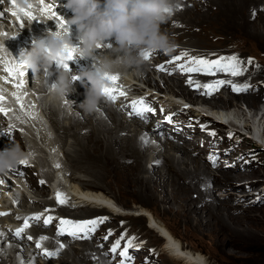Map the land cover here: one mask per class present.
<instances>
[{"label": "bare ground", "instance_id": "6f19581e", "mask_svg": "<svg viewBox=\"0 0 264 264\" xmlns=\"http://www.w3.org/2000/svg\"><path fill=\"white\" fill-rule=\"evenodd\" d=\"M171 1L179 3L181 0ZM248 1L250 0H223L221 2L220 0H208V5L214 6L216 5L214 3L217 2L219 5L226 6L227 9L211 13L210 16L214 17L207 19L213 22L221 21L220 23H223L224 26L230 25L229 23L233 24L236 20L235 14L243 11ZM8 2L10 5L4 4L3 9H0L2 12L0 22L5 24L0 30V92L9 93L13 90L22 94L19 101L26 105V116L16 115L12 123H20L25 117L28 118V123H34L36 129L33 128L32 133L27 134V145L30 146L34 155L39 156L37 161L39 168L34 171L41 178L47 180L48 184L41 183L38 175H33V172L28 171L29 167L11 170L0 164V180L10 185L9 187L4 184L7 188H3L4 186L0 184V197L4 199V202H9L13 208L16 206L26 210L29 204L25 203L30 199L37 201L38 206L36 205V207L38 208L42 205L41 202L46 203L47 200H51L50 198L58 194L66 200L65 205L61 208L79 210L80 206L88 204L89 207L101 211L107 210L104 212L105 214L118 213L115 210H120L121 212L115 215L121 216L127 211L124 207L122 208V205H128V203L121 201L120 204L117 200L119 201V197L126 198L128 196L135 206L141 205L134 214L140 217H131V220L136 219L143 222V218H145L148 220V228L157 234L159 241L163 240L159 249L163 253L159 257L162 264H211L209 257L202 251H194L195 248L186 242L183 234L177 233L159 218L160 214L169 212L178 216L192 233L196 235L208 234L213 237L215 245L220 246L224 242L222 235L225 232H232L234 228H241L245 225L244 220L247 219L244 216H237L240 218L239 220L242 219L237 222L238 219L229 214L230 211L237 208L230 203L234 202L233 193L223 190L222 196L219 193L220 190L217 191L222 187L215 189L214 185L223 182L224 184L226 182L233 183V181L234 183L256 181L264 175L261 173V169L257 171L242 169L230 170V172L220 171L221 175L217 176L208 170L211 169L210 166H207L203 160V162L200 161L199 157H190V155H196L190 149L188 150L186 145L176 142L174 138H169L168 133H164L161 129L148 125L146 122L129 121L122 111H117L118 108H111L100 101L101 104H99L96 96L83 90L84 87H78L76 82L69 84L68 74L66 75L63 69L61 73H55L50 69L34 46L29 44V33L33 37L41 36V39L47 40L53 36L59 45L61 43L69 44L77 52L78 59L86 65L93 63L110 65L112 60L117 63L115 67L118 69L115 71L118 73L130 68L131 71L127 73L125 84L135 81V86L142 92L154 93L166 90V92L175 94L176 97L181 96L186 101H195L193 94L181 89L176 81L167 80L162 76V73L159 75L154 70L138 64L133 53L132 59L125 52L126 48L119 33L120 29L114 28L117 25L111 29L106 28L94 10L89 13L80 12V9L86 5L85 3L76 0L72 2L66 0H8ZM195 11L190 10V12ZM12 12H15L16 16L13 22H10L7 20V16ZM202 15L204 14L198 13V16H194V13H185L181 15V18L189 16L194 20H179L184 24L192 25L195 24L196 18L204 20ZM143 19H147V21L144 23L138 21L139 28L149 27L152 33L158 30L162 35L167 33V29L165 30L163 27V23H167V21H156L149 15L141 17L139 20L143 21ZM213 22L209 23L213 24ZM182 31L184 32L185 29ZM173 33L175 32L173 31ZM198 36L201 38L200 35ZM123 41L125 40L123 39ZM133 70H137L138 73ZM152 72L154 76H160L163 79L166 85L165 89H162V85H158L159 83L153 82ZM216 81L221 83L218 78L214 79L213 83ZM176 87H180V89L176 91ZM223 95L224 92L220 100L214 103L206 100L199 101L198 103L201 104H198L196 114L201 116L218 115L222 120L219 122L223 126L239 125L250 131L249 135L252 133L260 135L259 137H262L260 140L264 144V102L260 101L259 106L262 108H259V111L254 114L251 110L255 111L256 98L248 97L243 100L247 103L249 110L247 112L243 104H240L236 99L237 96L231 94L228 96L233 100L236 99L232 107L229 99L226 100ZM13 98L12 94H6L2 98V100H6L5 106L2 108L10 109L11 105H16V103H11ZM94 103L98 106L97 110L92 106ZM64 119L68 123L62 124L61 121ZM19 128L22 131L25 129L21 126ZM51 129L61 135L60 139L55 142L56 145L51 144L53 141L50 133H55L51 132ZM57 133L54 136H57ZM176 136L178 137V135ZM22 137L23 134L20 130L15 129L9 133L6 130L2 141L23 145ZM66 137L67 139H65ZM64 142L68 145V149L65 151L62 145ZM146 147H152L153 150H147ZM65 160L71 169L64 171L62 165H65ZM149 161L151 166L147 165ZM72 168L90 175L93 179L90 181L88 179L81 180L72 174L70 171ZM184 179L191 180L188 186L183 183ZM55 181L59 183L56 190ZM77 181H81L82 184H77ZM103 181H106L107 185L105 186L107 187L103 186ZM254 181L244 187L248 190L257 183ZM211 184L213 187H209L207 190L204 188V192L198 189L200 185L209 186ZM238 186L239 184L236 185L237 188ZM261 191L264 189L257 193ZM192 193L201 195L199 202L192 200ZM250 194L251 192L248 193V195ZM240 195L236 202L243 199V197H239ZM207 198L212 201L205 203ZM229 198L232 200L230 201ZM175 206L179 207L176 209ZM104 213L76 216L75 218L85 219L104 215ZM225 215L230 221L225 218ZM257 219L258 217H256ZM86 222L90 223L91 221ZM36 229L45 233L42 227L36 226ZM10 242L11 239H7L4 231L0 229V264H37L36 260L32 261V255L27 251L28 246L24 247L22 244ZM108 242L110 240L107 239L104 242V247H108ZM9 244L12 245L7 248ZM80 247H82L80 250L76 247H70L67 250L69 254L78 252L84 254V252L90 251L85 255V258L80 259L81 263L75 264H105L107 262L106 259H102V261L86 260L94 256L91 251H100L92 243L86 242ZM138 251L143 250L138 249ZM68 253H64V255L67 256ZM18 254L23 258H28H24L25 263L19 261ZM74 260V262L79 261L76 258Z\"/></svg>", "mask_w": 264, "mask_h": 264}, {"label": "rangeland", "instance_id": "374dc122", "mask_svg": "<svg viewBox=\"0 0 264 264\" xmlns=\"http://www.w3.org/2000/svg\"><path fill=\"white\" fill-rule=\"evenodd\" d=\"M221 1H223V0H220V2ZM263 1L264 0H250V1H248V3L246 4V7L243 8V11H240L238 14H235L236 20L234 19L235 20L234 23L233 24L229 23L230 25L224 26L223 23L222 24L220 23L221 21L213 22L211 20L209 21L207 18L208 17H210L209 19L213 18L214 16H210L211 13H214V12L217 13L218 11L220 12V11L226 10L227 7L219 5V3H217V2L214 3L216 5L211 6V4L208 5V0H205L201 6H196V8H190L193 11L198 10L201 12H198V11L190 12V10L188 9V10H184V11L180 12L181 14L176 16V18L178 20L183 19L182 21H184V20L185 21H188V20L192 21V20H194L193 17L190 18L188 16L186 18H184V17L181 18V15H183L185 13H188V14L194 13V16H198V13H200V14H204V15H202V16H204V18H202L204 20H199V18H196L197 22L195 21V24H192V25H187L186 23L184 24L182 21L179 20V22L174 26V27H176L177 30L170 29V27H167V25L169 24V22L167 21L168 24L165 22L163 23V27L165 30L167 29V33L162 35L157 30V31L151 33L150 37H152L154 35L152 37V39L157 41V40L166 39L167 37L169 40L170 39L174 40L178 36H181L179 40H180V43L182 46L188 47V48H193L199 52H215L219 48H225L228 51V53H235V51H239V52H241L243 57L257 56V57L263 58V61H264V11L260 10V7H261ZM203 5H204V7H203ZM208 13H210V14H208ZM218 14H220V13H218ZM138 21L144 23L147 21V19H143V21H141V20H138ZM209 22H213V24H211ZM180 23L182 26L180 25ZM139 25L140 24L138 22V24L133 25L132 28L134 26L139 27ZM169 26H170V24H169ZM191 28H193V29L191 30ZM116 29L119 30V28H117V27H116ZM120 29L123 30L122 28H120ZM183 29H185L184 32L182 31ZM194 30H196V31H194ZM173 31L175 33H173ZM137 35L140 36L141 33L138 32ZM198 35H200L201 38ZM188 44H190V45L188 46ZM125 52L127 54H129L132 58L133 54L131 52L127 51V49L125 50ZM146 68H148V67H146ZM136 71L137 70H133V72L138 73V71L137 72ZM153 74L154 73L152 72L151 75H152L153 82H155V84L159 83L158 85H160V86L162 85L161 86L162 89H165L166 85H165V82L163 81V79H161L160 76L157 77V76H154ZM163 75H165V74H163ZM165 76H167V75H165ZM235 79L240 80V78L238 76H235ZM173 80L177 82V85H180L181 89H184L183 85H181L178 82V79H173ZM180 87H176L175 88L176 91H178L180 89ZM184 90H186V89H184ZM163 91H165V90H163ZM228 96H229V94L227 92H224L223 97H226V100L229 99V103H230V105H232V107L234 106V103L236 102L235 100L237 99L240 104H243L245 110L247 112L249 111L247 108V103L243 102V100L247 99L248 97L253 98V96H243L242 97V96L236 95L237 97L235 96L236 99H234V100ZM254 98H256V101H255L256 107L254 106L255 111L251 110V112L256 114L259 111V108H262L261 106H259L260 101H262V97H256L255 96ZM218 100H220V97L217 98V100H215V101L213 100L210 102L214 103V102H217ZM252 101L254 102V100H252ZM199 104H201V103H199ZM95 105H96V103H94L93 106H95ZM208 107H209V105L207 106V109H208ZM111 108H115V107H111ZM115 109H117V108H115ZM118 110L119 109H117V111ZM121 111L119 110L118 112H121ZM128 120L130 121L132 119H128ZM138 121L139 122L142 121L145 123L146 119L145 120L140 119ZM61 123L66 124L68 122L66 119H64L61 121ZM52 132L57 133V131H54V130ZM55 133H52L53 136L51 137V140L53 141L51 144H54V145H56L55 142L58 141L60 139V136H61L59 133L56 134L57 136H54ZM168 136L170 138L169 134H168ZM164 137H166V136H164ZM186 137H187V135H186ZM65 139H67V137ZM184 142L187 145L186 147L188 148V150L191 149L192 142L188 141L186 138H185ZM250 143H251V141H250ZM62 145H63L64 151L66 149H68L67 148L68 145L65 142ZM146 148H147V150H153L152 147H146ZM190 157H199L200 161H202V160L204 161L205 156L203 154L200 156H193V155L191 156L190 155ZM63 162H64V160H63ZM64 164L65 165H64L63 170L64 171L68 170L70 168V165L66 163V160H65ZM147 165L151 166L150 161ZM239 169H242L244 171H249V170H256L257 171L258 169H261V171H262L261 173L264 174V165L259 166L257 168L250 167V166H248V167L243 166V167H239L238 169H235L234 171H238ZM208 170L217 176L221 175L222 172H220V171H227V170H219V171L215 170L214 171V169H212V168L208 169ZM28 171H30V173L33 172V175L37 174L33 168L28 169ZM70 171L72 172L73 175L78 176L81 180H84V179L87 180L88 179L90 181V179H93L90 175L78 172L73 168ZM227 172H230V170ZM182 181L187 186L191 182L190 179L189 180L184 179ZM252 181H254V180H250L247 182L238 181L235 183L233 181V183L226 182L225 184L223 182V183H218V184L214 185L215 189L222 187V188H219L217 190V191L220 190L219 193L223 192V190H227V191L233 193L232 198L234 199V202H230V203L232 206L237 207V208L230 211L229 214H231L233 217L237 218L238 219V220L236 219L237 222L242 221V219L239 220L240 219V218H238L239 216H244L247 219V220H244L245 225L241 226L242 229L241 228H239V229L234 228V230H233L234 232L233 231L232 232H225L222 235L224 242H223V244H220V246L215 245L213 237H211L208 234L196 235V234L192 233L182 223L181 219H179L178 216H175L172 213L164 212V213L160 214L159 218L161 220H164L177 233L183 234L184 238H186V242L192 244L193 247L195 248L194 251H197V250L202 251L207 257H209V261L211 262V264H264V204L250 205L249 202L253 198L248 197L249 196L248 193H250L252 190H254V188H258L264 184V175L262 177H260V179H257L256 181H254L257 183L253 187H250L247 190V188L244 187V185H247ZM76 183L82 184L81 181H77ZM0 184L4 186L3 188H7V187H5V185H9V183L8 184H6L5 182L3 183V181H1V180H0ZM46 184H48V183H46ZM102 184L104 187H107V186H105V185H107L106 181H103ZM238 184H239V186L237 188L236 185H238ZM9 187H10V185H9ZM21 187H23V186H21ZM209 187H213L212 184L209 186H201L200 185V186H198V189L204 192L205 191L204 188L207 190V188H209ZM22 189H24V188H22ZM1 194H3V193L1 192ZM221 194L223 196V193H221ZM243 194H245V195H243ZM238 195H240L239 197H243V199L238 200V202H236L238 199ZM111 196H113V195L111 194ZM191 197H192V200L199 202L201 195L198 193H192ZM0 200H2L1 202L7 206L6 209L13 208V206H11L9 204V202L8 203L4 202V199L2 197H0ZM229 200L231 201L232 199L229 198ZM121 201L128 203V205L127 204L122 205V208L124 207L127 211H125V214H123L121 216H117L115 214L110 213V217H109L108 221L110 222V224H112L114 226L120 225L121 221H131L130 225L132 226V231H136V232H140L141 234H144V237L149 239V243L146 246L150 245V246L155 247L157 255L153 256L154 264H162L161 263L162 261L160 260L159 257L163 253H161L159 251V249L161 248V246L163 244V240L159 241L158 237L156 236L157 234L154 233L150 228H148V220H146L145 218H143V222H140L139 220L137 221L136 219L131 220V217L138 218L140 216L134 215L133 213L128 212V211H136L137 209H140L141 205L135 206L134 205L135 203L128 196L126 198L124 196L119 197V201L117 200V202H120V204H121ZM211 201H212V199L207 198L205 203L211 202ZM1 202H0V205H1ZM202 202L204 204V201H202ZM41 203H44V202H41ZM25 204H29L28 206L31 208H34V207L37 208L36 205L38 206L37 201L32 200V199H30L29 202H27ZM43 205H46V203H44ZM43 205L39 206V208H43ZM178 207L179 206H175L176 209ZM202 207H203V205H202ZM85 209H87V210H85ZM85 209L84 210H82V209L68 210V209H64V208H58V212L61 213L62 215L67 214L68 216L75 218L76 216L92 215V214H97V213H104L105 211H107V210L101 211V210H97V209H88V208H85ZM99 216H102V215H99ZM93 217H97V216H93ZM93 217H87V218H93ZM227 217L228 216L225 215V218H227ZM256 217H258L257 220H256ZM227 220L230 221L229 218H227ZM37 226H39V225H37ZM225 226H227V225H225ZM39 227L41 228V226H39ZM42 230H44V232L47 233L50 230V227H47V228L42 227ZM39 232H41V230ZM87 242L92 243L94 245V247L100 251L99 252L91 251V253L94 256H91L89 259H86V260H88V261H99V260L102 261V259H104L103 252H105L107 250L106 247L105 248L103 247L101 249L98 248L96 245V244H98V242H96L94 240V238H91V240L87 241ZM10 245H12V244H9V246ZM74 247L79 248L78 250L82 249V247H80V246H74ZM68 252L69 251H66L65 253H68ZM89 252L90 251H86V252H84V254H83V252L82 253L78 252L77 254L76 253H71V254L68 253L67 256L65 254L63 256V259H62L63 261L61 260V263H65V264L81 263L82 260H80V259L85 258V255L88 254ZM136 252L137 253L135 254V256L137 257L138 255L144 256L143 254L146 251L144 249L142 251L143 253L141 251H136ZM158 252H160V254ZM18 255H19L18 256L19 261L22 263H25V261H23V260H24V258H27V257L23 258L22 256H20V254H18ZM75 258L78 259L79 261L74 262ZM110 260L111 259H109V261ZM168 262H170V261H168ZM54 264H60V263L54 262ZM105 264H109L108 261Z\"/></svg>", "mask_w": 264, "mask_h": 264}, {"label": "clouds", "instance_id": "9594fccd", "mask_svg": "<svg viewBox=\"0 0 264 264\" xmlns=\"http://www.w3.org/2000/svg\"><path fill=\"white\" fill-rule=\"evenodd\" d=\"M263 186V185H262ZM137 212V211H136Z\"/></svg>", "mask_w": 264, "mask_h": 264}]
</instances>
